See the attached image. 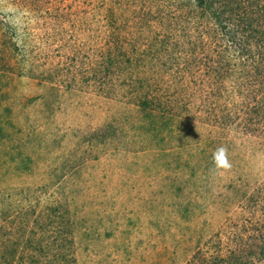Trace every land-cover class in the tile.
I'll return each instance as SVG.
<instances>
[{
  "label": "rangeland",
  "instance_id": "374dc122",
  "mask_svg": "<svg viewBox=\"0 0 264 264\" xmlns=\"http://www.w3.org/2000/svg\"><path fill=\"white\" fill-rule=\"evenodd\" d=\"M238 2L264 12V0L217 1L222 22L205 15L212 36L237 23L230 9ZM195 11V0H0V264H46L53 232L69 231L75 264H188L195 253L198 261L213 251L209 237L242 198L236 186L264 179V137L258 121L251 122L256 134L245 126L253 108L229 101L230 76L218 79L205 66L184 76L185 86L206 98L209 116H220L209 122L190 117L195 108L186 113L175 102L185 104L189 94L167 80L159 82L165 112L153 123L128 100L130 92L124 100L117 89L107 97L90 81L115 37L129 40L123 56L134 58ZM224 37L211 54H226ZM182 45L188 48L186 38ZM237 53H229L233 66ZM132 59L115 69L136 74L132 79L155 74L149 58L137 67ZM106 127L115 133L85 135ZM221 144L230 169L213 167Z\"/></svg>",
  "mask_w": 264,
  "mask_h": 264
},
{
  "label": "trees",
  "instance_id": "16d2710c",
  "mask_svg": "<svg viewBox=\"0 0 264 264\" xmlns=\"http://www.w3.org/2000/svg\"><path fill=\"white\" fill-rule=\"evenodd\" d=\"M217 1L224 2L225 0H195V12L199 13L197 16L193 14L189 15L191 17L187 16L188 20L180 26V29L175 27V23L167 24L179 32L181 30V34H178L175 29L165 32L162 36H154L153 39L157 45L150 41L147 48L140 49V54L132 57L133 59L123 56V53H126L123 51V45L129 40L115 37L114 42L107 44L109 54L105 53V57H102L105 60V65L97 67L101 68L100 70H93L91 83H96L98 92L107 97L112 96V93L117 89L115 92L118 95L117 98L124 100L125 92H130L128 100L135 104L136 108L153 123L156 118L164 115L163 111L165 112L167 99L161 96L163 89L159 82L167 80L168 86L176 87L178 85L180 86L179 92L189 94L183 95L187 98V101L184 100L185 104L181 102L180 98H176L175 102L179 101L186 113H190L194 107L196 115L193 113L190 117L208 122L211 117L217 121L220 116H209L212 109L208 106L206 98L199 99L198 95L184 84V76L189 73H197L201 66H205V73L214 72L213 77H216L215 73L218 74V79L223 78L224 75L230 76L228 79L232 86L225 89L226 92H230L229 101L231 100L232 104L235 102L233 106L239 107V109L247 110L249 106L253 108L251 111L254 116L252 119H248L250 122L248 121L249 123L245 126L248 125V128L256 134L257 131L252 127L251 122L254 124L258 121L261 128L259 135L264 137V12H257L259 14L256 15L259 6L257 5L253 9L252 2L249 10H242L239 8L240 2H238L236 9H230V15L233 18H238L236 19L237 23L233 27L223 26L224 34L215 38L211 34V29L210 32L208 30L213 25L205 15L210 12L217 22L221 21V17L225 13L221 11L222 14H216L213 6ZM212 28L215 29V26ZM208 33L211 35L208 36ZM223 36L225 37L221 45L226 44V54H220L216 50L211 54L212 44L215 42L218 45L217 38ZM185 38L189 43L188 48L182 45ZM134 50L132 49V51ZM233 50L238 52L237 59L235 58V63H233L234 66L228 59V57L234 58L230 56L231 54L229 55ZM147 58L150 60L148 68L155 69V74L146 70L143 74L139 73L137 79H132L136 74L121 75L115 69L119 63L130 62L131 59V62L134 60L138 63L134 65L137 67L140 65L139 60ZM201 59L206 60L201 61ZM229 65L231 68L228 67ZM201 108L206 111L200 112L198 109ZM207 111L208 115L205 114ZM225 117L228 118L227 115ZM254 118L256 119L254 120ZM225 122H229V120L225 119ZM115 131L106 127L104 132L92 129L87 130L85 135L91 138H105L114 134ZM247 184V180L244 179L241 181L240 187L236 186V192H243L237 207L239 210L236 208L232 211L226 217V223L218 227L213 233V237H209L212 240L210 248L213 251L210 254L207 253V255L209 254L207 258L201 255L202 257L197 261L196 253L194 254V261L196 260L197 264H264V179L251 186ZM234 185L235 183L232 182L227 185L232 190L231 194H233ZM236 192L234 194H237ZM231 194H228L226 198H229ZM257 202H259V208L254 212L251 210V206ZM53 233L55 235L51 236L52 245L45 251L46 264H75L73 233L69 231L68 235L64 236ZM194 261H190L188 264H194Z\"/></svg>",
  "mask_w": 264,
  "mask_h": 264
},
{
  "label": "clouds",
  "instance_id": "9594fccd",
  "mask_svg": "<svg viewBox=\"0 0 264 264\" xmlns=\"http://www.w3.org/2000/svg\"><path fill=\"white\" fill-rule=\"evenodd\" d=\"M211 159L214 169H230L232 167L229 159V150L226 145H218L213 150Z\"/></svg>",
  "mask_w": 264,
  "mask_h": 264
}]
</instances>
